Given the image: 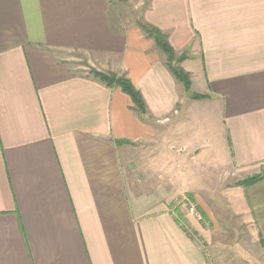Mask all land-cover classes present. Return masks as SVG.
Here are the masks:
<instances>
[{"label": "crops", "instance_id": "crops-1", "mask_svg": "<svg viewBox=\"0 0 264 264\" xmlns=\"http://www.w3.org/2000/svg\"><path fill=\"white\" fill-rule=\"evenodd\" d=\"M92 71L129 80L145 114ZM191 101L222 123V173L264 177V0H0V264H213L174 204L200 198L180 181L199 146L167 140ZM239 191L262 247L264 178Z\"/></svg>", "mask_w": 264, "mask_h": 264}, {"label": "rangeland", "instance_id": "rangeland-1", "mask_svg": "<svg viewBox=\"0 0 264 264\" xmlns=\"http://www.w3.org/2000/svg\"><path fill=\"white\" fill-rule=\"evenodd\" d=\"M194 91L198 92L196 89ZM205 105L207 102H186L178 118L180 122L175 121L169 124L170 129L176 125L183 126L181 132L183 137L172 138L169 134L167 140L171 144L175 143L173 144L175 150H177V143L185 144L190 140L199 146L197 153H194L191 159L186 156V168H180V176L184 175L180 181L186 184V189L195 190L197 197L201 199L195 201L190 196L192 194L184 193L174 204L182 215L192 219L205 233L206 239L197 235L185 221L177 218V223L193 241L195 240L202 247L203 254L213 264H264V245L262 248L258 244L249 216L245 212L242 213L239 188L242 190L243 186L236 184L246 178L262 176V174L243 177L242 174L237 175L234 171L222 173L227 167L223 162L225 149L222 123L216 113H207L198 121L190 119L194 116L190 114L191 107L195 114H198L200 110L204 111ZM125 143L129 144L128 141H122V144ZM192 146L189 147L190 151ZM200 146H205V153ZM185 155L187 153L183 156ZM176 166L177 164L174 167ZM176 169H172V165L169 167L170 172ZM146 186L143 185V187ZM186 199L194 206L193 213H190V206L187 205Z\"/></svg>", "mask_w": 264, "mask_h": 264}, {"label": "trees", "instance_id": "trees-1", "mask_svg": "<svg viewBox=\"0 0 264 264\" xmlns=\"http://www.w3.org/2000/svg\"><path fill=\"white\" fill-rule=\"evenodd\" d=\"M141 28L145 32L146 36L151 38L155 46L164 54L166 59V66L169 72L171 73L173 78L182 85L185 93L188 94L190 99L202 100L206 98L205 95H199L192 92L189 74L178 65V63L182 60L183 57H175V54L173 53L172 48L167 43L165 36L154 28H150L145 25H141ZM92 74L101 82L106 84L108 87H118L123 93L129 96L133 104V109L139 112L140 114H145V103L139 92L133 87L129 80L124 77L117 76L115 74L100 73L97 71H92ZM263 178L264 177L260 175L252 176L236 184L238 186L249 187L259 182Z\"/></svg>", "mask_w": 264, "mask_h": 264}, {"label": "built area", "instance_id": "built-area-1", "mask_svg": "<svg viewBox=\"0 0 264 264\" xmlns=\"http://www.w3.org/2000/svg\"><path fill=\"white\" fill-rule=\"evenodd\" d=\"M187 205H189V211L190 213H193L195 211L194 206L186 199Z\"/></svg>", "mask_w": 264, "mask_h": 264}]
</instances>
